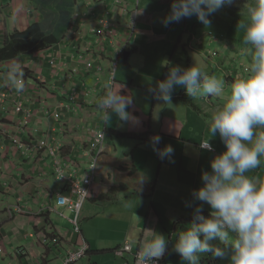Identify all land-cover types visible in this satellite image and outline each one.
Here are the masks:
<instances>
[{"label":"crops","instance_id":"1","mask_svg":"<svg viewBox=\"0 0 264 264\" xmlns=\"http://www.w3.org/2000/svg\"><path fill=\"white\" fill-rule=\"evenodd\" d=\"M121 1L128 4L117 7L113 0H77L69 30L82 32L77 43L69 42L72 35L68 33L45 51L0 63V264H57L78 245L68 221L48 213L49 208L65 211L56 206L61 185L52 174L51 160L33 157L13 140L31 147L42 133L49 132L67 146L63 155L70 157V168L80 171L85 163L80 151L87 147L89 133L105 130L92 193L79 216L89 251L77 264H122L113 251L126 243L133 252L140 250L153 232L168 241L159 260L169 264L173 226L194 215L199 202L193 200L192 192L202 186V173L211 171V159L225 150L218 135L209 141L213 151L200 146L209 135L207 121L217 103L210 114L212 100L203 98L201 108L202 98L188 97L183 87L174 89L170 104L154 99L148 90L165 79L171 67H191L195 44L209 41L206 35L217 32L216 18L209 17L211 26L201 39L199 21L192 22L190 31L182 30V20L167 27L161 23L173 0ZM26 4L0 0V38L41 20ZM100 18L109 20L116 30L112 38L99 43L91 30ZM226 30L224 26L218 32ZM197 47L204 51V43ZM119 52L129 55L118 59L111 89H120L122 95L134 99L128 109L133 119L128 122L115 114L105 121L97 108L108 89L111 62ZM53 59L55 67L49 64ZM14 63L23 69L25 87L21 93L5 83ZM42 78L48 81L41 83ZM69 79L72 87L67 86ZM74 93L79 99L67 110L66 99ZM18 102L29 114L25 125L22 115L15 112ZM52 112L61 114L60 124L54 122ZM154 135L162 137L157 148H174L171 162L153 151L150 138ZM18 206L25 212L14 213ZM203 209L210 213L207 204ZM127 257L132 263V257Z\"/></svg>","mask_w":264,"mask_h":264},{"label":"clouds","instance_id":"2","mask_svg":"<svg viewBox=\"0 0 264 264\" xmlns=\"http://www.w3.org/2000/svg\"><path fill=\"white\" fill-rule=\"evenodd\" d=\"M230 0H173L170 12L161 19L167 27L195 16L206 28L210 16ZM238 27L242 43L251 53L248 75L230 85L227 99L207 121L208 137L200 146L213 151L209 142L219 136L225 150L210 161L211 171L202 173V186L193 190L199 203L194 208V222L178 237L174 251L188 264H199L202 254L227 260L229 264H264V182L247 175L264 161V0H251L246 18ZM5 83L16 93L24 90L23 69L14 63L5 76ZM183 87L192 99L223 97L226 84L222 78L207 75L198 66L169 69L165 79L148 90L156 100L171 103L172 92ZM134 99L122 95L120 89H108L99 99L97 108L108 121L112 114L122 122L133 119L128 110ZM162 137L150 138V146L162 160L174 155V148L156 146ZM210 206L208 217L202 215L203 205ZM153 232V231H152ZM218 239L224 247L210 241ZM168 241L160 233L143 242L140 259L143 264H157L167 251Z\"/></svg>","mask_w":264,"mask_h":264},{"label":"rangeland","instance_id":"3","mask_svg":"<svg viewBox=\"0 0 264 264\" xmlns=\"http://www.w3.org/2000/svg\"><path fill=\"white\" fill-rule=\"evenodd\" d=\"M26 5L29 7V10H31V8H32L31 5H29L28 3ZM165 16L166 15H164V17ZM212 17L214 18V20L216 18L217 32L214 34L206 35L204 32H206V30H209V29H208V27L206 28L204 25L201 24L202 26L198 29L197 33L200 34L201 39H202V36L206 35V37H208L209 41L203 40V42H199L200 44H195V49H196L197 54L194 53L195 56H192L191 66L195 65V66L200 67L202 69V71H204L207 75L222 78L226 84L225 95L227 96L230 92V85L233 83V80L245 78L248 75V68H249V64H250V60H251V53L246 48V46L242 43L243 32L238 27L239 22L237 20H234L233 18L230 19L229 15L226 13V11L224 9V6L218 12L213 14ZM193 21H198L195 16H193L191 18H185V22L183 19L182 24L180 25V26H182V30L186 29V31H190ZM184 23H185V27L183 25ZM224 26L227 27L226 32H224V31L218 32V30L222 29ZM230 26H231V28H230ZM76 32H79V31L77 30ZM69 33H70V31H69ZM79 33L81 34L80 35V37H81L82 32H79ZM68 38H69V42L73 41V43L74 42L77 43L76 39L78 38V34H75V32H74L72 37H68ZM203 43H204V47H203L204 51L200 52L197 45H203ZM86 50L88 52H90L89 47H87ZM122 54L118 53L116 60L119 59L122 56ZM23 59H24V57H23ZM57 70H59L61 72V71H63V68L62 69L59 68ZM42 79H44V78H42ZM47 81H48L47 79H44V80H42L41 83L45 84ZM71 82H72V79L67 80V86L72 87L73 85L71 86ZM62 85L64 86V85H66V83L65 84L63 83ZM4 99H6V97H4ZM78 99L79 98L77 96V93H74L73 95H71L69 99H66L67 104H66L65 108L67 110L70 109L71 108L70 104H73ZM205 99H206V101L212 100L211 107L209 109L210 111H208L210 114H212L211 110L214 109V107H213L214 103H217L216 108L218 109L219 107L222 106V104L225 102L227 97L224 98V96H223V97H220L217 99L215 97H208V99H207V97H206ZM200 101H201V108H203V105H202L203 104V98ZM15 105H16L15 106V112L18 115L21 114L23 119H24V124H27L29 118L26 115V113H27L26 109L24 108V106L22 105L21 102L15 103ZM17 106H21L20 111H17ZM53 113H55V112H52V114ZM58 114H59V120L56 121L53 118V116H52V118H53L54 122H57L58 124H60L61 119L63 120V117L61 118V114L60 113H58ZM79 114H81V117H82V115L85 113H84V111H80ZM36 131L39 133V130H35L34 132H36ZM40 133H39V135H40ZM39 137L40 138H38L36 141H33L30 144L31 147H27L26 145H24L23 143H20L19 141H18L19 142L18 144L23 146L22 150L29 149V151H30V153H32L33 157L41 156V158L50 159V158L45 157L41 153L34 151L35 144L39 140H46L50 137L49 142H52V140L54 139V142H56L57 144H59L61 146V154L62 155L66 154L64 152V150H66L67 146H64V143L61 142L59 139H57L51 133H49V132L42 133V135ZM51 162H52V160H51ZM84 162H85L84 167H85L86 162H87V164H86V167H87L88 161L86 159H84ZM52 165H53V163H52ZM85 169L86 168L82 167L81 170H85ZM52 174H53V171H52ZM248 175L254 176L258 180L264 182V161H262V164L259 168L249 172ZM80 212H79V216H80ZM174 243H175V240L173 241V245H174ZM169 251H170V258H171L168 260L169 264L172 261H173V263H171V264H188V262L186 263L185 260L181 259L179 254H177L173 248H172V250H169ZM131 257H132V262H133V256L131 255ZM110 258H112V257H110ZM158 261L160 264H163L161 260H158Z\"/></svg>","mask_w":264,"mask_h":264},{"label":"trees","instance_id":"4","mask_svg":"<svg viewBox=\"0 0 264 264\" xmlns=\"http://www.w3.org/2000/svg\"><path fill=\"white\" fill-rule=\"evenodd\" d=\"M21 1H24L29 5H31L32 9L39 14L41 20L30 24L27 27V29L24 31L14 30L6 33L3 37L0 38V42L2 41L0 43V63L10 60H15L21 57H29L31 55H35L37 53L47 50L48 48L60 43L64 39V37H67V34L69 33V30L71 29V26L73 24L72 18L75 12L77 0H21ZM249 1L230 0V3H226L224 5V9L226 13L229 15L230 19L233 18L234 20H237L240 23V21L246 18L247 8L251 3V0ZM234 81L235 80H233V82ZM103 131L105 133L104 129ZM56 182L61 185L60 193L61 194L66 193L68 182L67 181H63V182L56 181ZM91 193L92 190L90 191L88 199L90 198ZM59 208L62 209L61 207ZM65 212H68L70 216L67 217ZM48 213H53V212H50L48 210ZM63 213H64V218L58 216L57 217L60 219H66L68 223L71 225V230L73 232V235L76 237V242L78 243V245L74 249H76L79 245H81V243H84L88 247L87 250L88 253L89 244L82 236L81 228H80V220L77 222V226H74L70 222L73 219L74 214H72L70 211L66 209ZM209 214L210 213L208 212L202 213V215H204L205 217H208ZM193 222H194V215L188 219L179 220L174 224L172 235L174 236L175 241L178 237V234L185 231ZM210 243L218 247H224V245L218 239L210 241ZM69 251H67L66 253H68ZM114 257L120 259L116 256ZM83 259L84 258H82L81 260H79L74 264L81 262ZM199 264H229V262L227 260H221L219 258H215L210 253H208V254H202L200 256Z\"/></svg>","mask_w":264,"mask_h":264},{"label":"built area","instance_id":"5","mask_svg":"<svg viewBox=\"0 0 264 264\" xmlns=\"http://www.w3.org/2000/svg\"><path fill=\"white\" fill-rule=\"evenodd\" d=\"M113 4L115 6H124V1L121 0H113ZM116 27L112 25L109 20L100 18L97 21L95 27L91 30V34L97 39L100 43L104 38H112L115 35ZM75 34H79V32H75ZM100 48V46L98 47ZM121 53V52H119ZM55 60H50L49 64L51 67H55ZM116 64L112 65V69L110 72L108 89H111L114 80V72H115ZM56 69H59L56 67ZM107 89V90H108ZM21 110V106H17V111ZM100 113L103 117V113L100 110ZM28 116L29 114L26 113ZM53 118L57 121L59 120V114L57 112L52 114ZM104 134L102 131H95L91 134L89 144L81 151V158L88 160L87 173L78 174L75 168H70V157L67 155L61 154V146L54 142H49L50 137L46 140H39L34 147L35 152H39L47 158L52 160V171L53 176L56 181H67V190L66 193H59L57 195L56 205L61 207L62 209H66L74 214L73 219L70 221L74 226H77V222L79 221V212L81 211L83 205L89 197L92 185L94 183V178L96 175V165L97 159L101 155L102 145H103ZM14 144H18L16 140H13ZM20 149L23 148L22 145L18 144ZM29 150V149H27ZM67 154V153H66ZM50 212L56 213L58 217L64 218V213L61 211H57L56 209L49 208ZM13 211H10V216ZM25 211L21 207H16L14 209V213L22 214ZM45 242V240H43ZM55 242V240L53 241ZM88 247L86 244L81 243L76 249L69 251L66 253L57 264H74L85 258L87 254ZM114 256L121 259L122 264H130L127 260L128 255L133 256V262L131 264H143V261L140 257V250H136L133 252L130 244L126 243L123 246L119 247L113 252ZM157 264H160L157 261Z\"/></svg>","mask_w":264,"mask_h":264},{"label":"bare ground","instance_id":"6","mask_svg":"<svg viewBox=\"0 0 264 264\" xmlns=\"http://www.w3.org/2000/svg\"><path fill=\"white\" fill-rule=\"evenodd\" d=\"M71 33V34H70ZM70 33H69V35H73V33L74 32H71L70 31ZM80 33L78 34V38L76 39V40H78V39H80L81 37H80ZM117 61H118V59L117 60H112V62H111V64L113 65V64H116V66H117ZM112 65L110 66V69H109V76H108V80H109V78H110V72H111V69H112ZM115 70H116V67H115ZM114 74H115V72H114ZM107 91V90H106ZM8 93V92H7ZM29 122V121H28ZM25 125V124H24ZM95 131H102L103 132V134H104V137H105V133H104V131H103V129L101 130V129H97V130H93L92 132L94 133ZM92 132L91 133H89L90 135L92 134ZM91 137V136H90ZM152 137V136H151ZM90 140V139H89ZM103 143H104V139H103ZM88 144H89V142H88ZM88 144H87V146H88ZM102 150H103V145H102ZM102 152V151H101ZM102 154V153H101ZM101 156V155H100ZM74 157H75V155H74ZM88 161V160H87ZM97 161H98V159H97ZM97 163V162H96ZM98 165V164H97ZM97 165H96V170H97ZM78 168H80V167H78ZM82 168V167H81ZM83 168H86L85 170H81L82 171V173H81V175L82 174H84V173H87V167H84L83 166ZM95 177H96V175H95ZM95 179V178H94Z\"/></svg>","mask_w":264,"mask_h":264},{"label":"water","instance_id":"7","mask_svg":"<svg viewBox=\"0 0 264 264\" xmlns=\"http://www.w3.org/2000/svg\"><path fill=\"white\" fill-rule=\"evenodd\" d=\"M128 55H129V54L126 53V52H124V54H123L124 57H125V56L128 57Z\"/></svg>","mask_w":264,"mask_h":264}]
</instances>
